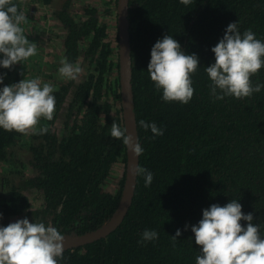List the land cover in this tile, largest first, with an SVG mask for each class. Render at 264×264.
I'll list each match as a JSON object with an SVG mask.
<instances>
[{"label":"trees","instance_id":"trees-1","mask_svg":"<svg viewBox=\"0 0 264 264\" xmlns=\"http://www.w3.org/2000/svg\"><path fill=\"white\" fill-rule=\"evenodd\" d=\"M35 1L48 6L53 0ZM14 2L21 10L20 1ZM114 4L105 14L116 21ZM70 7L67 1L54 12L64 31L61 60L85 62L86 76L79 83H52L53 119L41 118L28 137L0 129V166L11 165L4 168L10 176L0 184V223L27 218L63 235H81L100 228L115 212L123 179L114 193L106 183L113 166L126 162V154L123 140L110 135L113 123L124 130L121 107L111 104L120 102L117 33L110 36L96 8L85 6L75 16ZM232 22H238L241 33L251 29L264 40V0H194L188 6L179 0H129L131 84L138 143L144 150L139 166L153 173V181L145 187L144 176H137L122 223L96 242L65 251L59 264H196L200 246L191 226L202 219V210L232 199L253 214L252 223L261 224L264 232V89L251 97L215 100L205 71L215 62L211 48ZM167 34L200 59L187 104L164 102L147 71L151 48ZM32 62V57L22 61L16 72L0 69L7 74L4 85L27 79L31 68L38 74L41 69L49 82L52 76L44 72L54 65ZM251 81L253 86L264 83V69ZM57 119H62L60 133L51 128ZM140 121L156 123L164 134L154 136ZM41 128L48 131L40 134ZM18 147L30 154L26 163L15 161ZM27 163L32 176L17 169ZM27 191L40 195L39 208H31ZM145 229L157 231L159 238L138 243ZM177 229L182 235L174 242Z\"/></svg>","mask_w":264,"mask_h":264},{"label":"clouds","instance_id":"clouds-1","mask_svg":"<svg viewBox=\"0 0 264 264\" xmlns=\"http://www.w3.org/2000/svg\"><path fill=\"white\" fill-rule=\"evenodd\" d=\"M185 6L194 0H179ZM27 17L14 0H0V69H9L37 54L36 44L30 43L21 26ZM215 62L205 67L211 80V95L215 100L231 96L237 99L251 97L264 89V83L253 86L251 77L264 69V40L257 39L251 30L243 33L238 22L230 23L223 37L211 48ZM59 75L76 80L83 69L78 64L61 60ZM200 67L199 56L186 54L180 43L167 34L158 39L150 52L147 71L154 87L162 91L164 102L187 104L194 95L191 79ZM6 73L0 72V85ZM55 88L42 83L40 78L23 79L0 87V129L28 134L36 132L41 118L52 120L55 112ZM154 136H162L164 129L156 123L140 121ZM40 134L47 128H41ZM111 137L122 139L132 153L139 157L143 148L133 142L131 134L113 123ZM134 176L143 175L145 187L151 185L153 173L139 165L132 169ZM238 199L221 206L212 204L202 210V219L191 226L195 244L200 246L196 264H264V232L261 224H253L252 213H244ZM3 214L0 213V220ZM241 221L246 222L242 226ZM188 225H185L187 230ZM182 235L176 230L173 241ZM159 234L145 229L138 243L155 241ZM65 236L54 226L43 222H29L27 218L0 225V264H59L65 251Z\"/></svg>","mask_w":264,"mask_h":264},{"label":"rangeland","instance_id":"rangeland-1","mask_svg":"<svg viewBox=\"0 0 264 264\" xmlns=\"http://www.w3.org/2000/svg\"><path fill=\"white\" fill-rule=\"evenodd\" d=\"M21 3V10L27 17L26 22H24L21 26L24 28V34L29 39L30 43H35L37 46V54L32 56L33 64H37L39 61L41 64L47 62L51 65H54L52 68L44 72V75L52 76V79L47 82L52 84L53 82L62 83L66 81H70L66 78H62L59 75L58 69L62 66L61 65V57H63V39H64V31L62 26L58 21L55 20L54 12L62 7V5L69 1L71 4V12L75 16L82 14V9L85 6H91L98 10L99 15L103 18V21L108 24V32L110 36L113 38L115 37L117 31L114 29L115 22L113 18H107L106 11L112 7L114 8V0H53L52 3L48 6H40L35 0H19ZM116 11V10H115ZM117 28V27H116ZM28 61H26L27 63ZM83 69V72L80 76L74 80L75 83L81 82L85 76L87 71V65L85 62H79ZM21 63H17L11 69L13 72L15 70H19L22 68ZM33 67V66H31ZM38 68V67H37ZM35 70H38L34 68ZM33 68L30 69V74H27L25 78L32 79V78H40L42 83H46L43 79V75H41V69L39 71H35ZM9 70V69H8ZM32 76V77H30ZM35 76V77H34ZM116 76L113 77L112 81H114ZM110 102V101H109ZM111 104L118 108L120 102L117 104L116 101H111ZM62 118V117H60ZM62 119H57L55 124L51 126L52 129H55L57 133L61 132L62 129ZM38 127V125H37ZM29 132L26 134V137L29 136ZM14 158L19 164L26 163L30 160V154L27 152L25 148H15L14 149ZM10 164V163H9ZM24 166V167H23ZM22 167H18L17 169L23 172L25 175L32 176L33 171L30 166L25 164ZM11 168V165L8 167L7 165L0 166V184L2 183V179L5 176H10V173L7 175L5 174L4 168ZM124 171H125V163L119 162L116 163L113 168L111 169L110 176L106 183V188L110 192H115L119 188V182L121 179L124 181ZM26 196L29 200L30 206L32 209H37L41 205V197L39 194L27 191ZM31 209V210H32ZM17 221L16 218L9 220L8 223L0 225L7 226L9 223ZM7 224V225H6Z\"/></svg>","mask_w":264,"mask_h":264},{"label":"water","instance_id":"water-1","mask_svg":"<svg viewBox=\"0 0 264 264\" xmlns=\"http://www.w3.org/2000/svg\"><path fill=\"white\" fill-rule=\"evenodd\" d=\"M116 27H117V54H118V81L120 87V107L123 127L126 133L138 142L137 125L134 113L132 93V61L130 50L129 0H116ZM125 171L120 200L113 215L100 228L89 233L65 236V251L96 242L113 232L125 218L133 201L137 176L132 174L134 166L139 165L130 147L125 145ZM64 251V252H65Z\"/></svg>","mask_w":264,"mask_h":264}]
</instances>
